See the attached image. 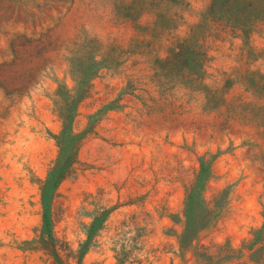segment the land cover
Masks as SVG:
<instances>
[{"label": "rangeland", "instance_id": "374dc122", "mask_svg": "<svg viewBox=\"0 0 264 264\" xmlns=\"http://www.w3.org/2000/svg\"><path fill=\"white\" fill-rule=\"evenodd\" d=\"M0 264H264V0H0Z\"/></svg>", "mask_w": 264, "mask_h": 264}]
</instances>
